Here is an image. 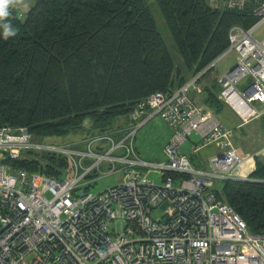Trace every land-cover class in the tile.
Listing matches in <instances>:
<instances>
[{"label":"built area","instance_id":"1","mask_svg":"<svg viewBox=\"0 0 264 264\" xmlns=\"http://www.w3.org/2000/svg\"><path fill=\"white\" fill-rule=\"evenodd\" d=\"M206 1L220 9L257 3L258 20L250 27L233 24L228 48L209 65L237 52L220 79L218 97L243 125L264 114V34L255 35L264 21V0ZM202 73L171 93L159 90L139 99L130 114L133 125L91 134L76 145H44L25 126H0V264H264V233L252 232L215 190L222 181L250 180L264 149L246 152L234 143L233 127L192 98ZM247 76L252 82L239 88ZM156 115L171 136L165 159L149 160L140 156L136 134ZM193 132L201 139L192 152L210 143L218 147L209 168L194 167L182 150ZM28 149L64 153L72 174L57 179L16 169L12 160ZM151 170L161 182L148 177ZM116 172L123 173L117 184L88 190L97 178ZM157 209L161 213L154 216Z\"/></svg>","mask_w":264,"mask_h":264},{"label":"trees","instance_id":"2","mask_svg":"<svg viewBox=\"0 0 264 264\" xmlns=\"http://www.w3.org/2000/svg\"><path fill=\"white\" fill-rule=\"evenodd\" d=\"M156 1L181 65L147 0H35L26 14L19 12L17 0L5 4L9 15L0 16V126H25L32 140L41 143L72 131L90 136L131 126L139 99L159 90L171 93L202 71L206 76L228 48L231 26L250 27L258 20L249 5L220 9L206 0ZM5 22L15 28L14 36L4 38ZM218 92L210 88L207 93L213 112L226 105ZM123 118L124 125H117ZM11 164L57 179L73 171L67 155L47 149L25 150ZM255 166L248 175L255 180L222 181L224 190H215L252 232L264 233V162L256 157Z\"/></svg>","mask_w":264,"mask_h":264},{"label":"rangeland","instance_id":"3","mask_svg":"<svg viewBox=\"0 0 264 264\" xmlns=\"http://www.w3.org/2000/svg\"><path fill=\"white\" fill-rule=\"evenodd\" d=\"M17 1L20 2V3H18V5L20 7L19 12L24 13V14H26L28 9L31 6H33L35 3V0H17ZM147 2H148V6H150V8H151V11H152V14H153L155 20H156L157 27L160 30L162 36L164 37V40L167 42L168 48L170 49V52H172V55L174 57L175 62L178 65H181L182 63H181L180 52H178V49H177L176 44H175V40H173L171 33H170V30L167 28L165 19L163 18L162 14H161V10L157 4V1L156 0H147ZM1 4H2V1H1ZM248 5L251 7V9L253 11L256 8L257 3H255L254 1H249ZM2 6H4V5L2 4ZM263 34H264V21L255 30L256 36L260 37ZM236 58H237V52L235 50L229 51L227 55L219 58L217 60V62H214V68L212 69L213 72H215V73L226 72L235 63ZM208 73L211 76L214 75L211 71H208ZM190 76H192V75H190ZM206 76H207V74H206ZM206 76H204V74H203L196 81L195 89H193V92H192V94H194L195 101L202 108H203V104H202L203 100L201 101V99L198 98L197 89L200 87L199 83L204 78H206ZM251 82H252V77L247 76L246 78L242 79L241 82L238 84L239 88H244V86H246L247 84H249ZM220 87L221 86H219V88ZM214 90L218 91L219 89H216V87H214ZM206 97H208V94H206ZM225 110H228V109L226 108ZM225 110H224V113L227 112ZM214 113H215L218 120L221 119L228 124L231 123L228 120L229 118L224 116L225 114L222 111L214 112ZM260 119H262V120L258 121L255 119L254 121L246 123L242 127H239V128L237 127L235 129L236 134L234 136V142L237 139V143H240L241 145H246L247 148L254 149V150L255 149L260 150V148L264 149V116L261 117ZM125 121H126V119H124V118L119 119V121H117V123H118L117 125H124ZM85 125L90 127L91 121L87 119L85 121ZM168 132H170L168 125L163 123V120H162V118H160L159 115H156L152 120H150L148 122V124L141 127L136 134L137 135L136 136V138H137L136 139V147L138 148V151L140 152L141 156H143L144 158L149 159V160L156 159L155 157L157 155H160L163 151V147H164L163 142L164 141H162V139L164 137H168ZM87 135L88 134H86L85 132H82V130H80L79 132L78 131H72V132L68 133V135H64V136H57V135L56 136H50V137L46 138V141L42 144H44V145L45 144L76 145L81 140H84L87 137ZM197 136H198L197 133H194V132L190 135V137L185 141V143L182 146V150H184L183 152H185L186 150L189 149L190 142H192V140L196 141ZM259 159L262 162H264V153L259 154L258 161H259ZM122 174H123L122 172H116V173H110V174L102 175L101 177L97 178V180L95 182H93V186H89L88 190L92 191V192L105 190V188L117 184V182L122 177ZM147 175L150 179L155 178L156 181L161 182V178L156 175L154 170L148 171ZM252 178H250V179H252ZM225 185L226 184H224V183H222V184L218 183V187L221 191L224 190ZM234 185L235 184L230 185V186H234ZM224 196H225V194H224ZM160 213H161V210L157 209V210H154L153 215L158 216V215H160ZM119 227H120V224L117 225V228H119ZM115 229H116V223L112 222L111 230H112L113 235L116 234Z\"/></svg>","mask_w":264,"mask_h":264},{"label":"crops","instance_id":"4","mask_svg":"<svg viewBox=\"0 0 264 264\" xmlns=\"http://www.w3.org/2000/svg\"><path fill=\"white\" fill-rule=\"evenodd\" d=\"M237 57H238V55H237ZM236 60H237V58H236ZM236 63V62H235ZM234 63V64H235ZM233 64V65H234ZM232 65V66H233ZM214 68V67H213ZM228 71V70H227ZM211 72L214 74L213 76H211L209 73H207V76H206V78H204L200 83H199V88L197 89V91H198V98L199 99H201V101H202V104H203V108L204 109H210V110H214V109H211L208 105H207V103H206V100H207V98L208 97H206V94L208 93V91H209V89L210 88H212V89H214V87H216V89H219V91H220V89H221V83H220V79H221V77L224 75V73L225 72H222V73H215V72H213V70H211ZM211 86V87H210ZM219 86H221L220 88H219ZM195 89V88H194ZM192 92H193V90H192ZM192 92H191V96H192V98H194V94H192ZM194 100H195V98H194ZM226 104V103H225ZM228 109V110H225V109ZM224 110L225 111H227L226 113H224ZM225 115L224 116H226L227 118H229L228 120L231 122V123H226L225 121H223V120H221V121H223V123L225 122L226 124V126H228V127H233V129H234V132H235V134H236V128L238 127H242L243 125H245V124H243V125H241V123H242V120H240V117L238 116V114L236 113V111L234 110V109H232L231 108V106H229V105H223V107H222V110H221ZM264 116V114H262V115H260V116H258V117H254L253 119H251V121H254L255 119L256 120H258V121H261L262 119H260L261 117H263ZM150 120H152V119H150ZM149 120V121H150ZM163 120V119H162ZM148 121V122H149ZM250 121V122H251ZM148 122H146V124H148ZM163 123L164 124H167V123H165L164 121H163ZM247 123H249V122H247ZM145 124V125H146ZM197 139H196V141L195 140H192V142H190V144H189V149L188 150H186L185 151V153L186 152H188L189 154H190V156H191V161H192V164H193V166L194 167H196V168H209L208 167V163H209V158H210V155H212V154H214V153H216L217 151H218V147H217V145L216 144H214V143H210L208 146H206V147H203V148H201V149H199V150H197V152H192V150H193V146L195 145V144H197L199 141H200V139H201V136H200V134H198L197 133ZM170 136H171V131L170 132H168V137H164L163 139H162V141H164L163 142V151H162V153L160 154V155H157L155 158L156 159H153V160H162V159H165V152H164V148H165V144L168 142V140H169V138H170ZM137 139V138H136ZM236 142V143H235ZM235 144H237V145H239V146H241V147H243V149H245V151L246 152H249V153H253V152H255V151H257V149H250V148H247L246 147V145H241L240 143H237V139L235 140ZM136 143V142H135ZM261 149V148H260ZM137 150H138V148H137ZM184 151V150H183ZM139 152V151H138ZM264 153V152H263ZM139 154H140V152H139ZM140 156H141V154H140ZM258 156L259 155H257V158H258ZM143 157V156H142ZM260 160V159H259ZM261 161V160H260ZM241 169H244V167L243 168H241ZM242 171H244V170H242Z\"/></svg>","mask_w":264,"mask_h":264},{"label":"clouds","instance_id":"5","mask_svg":"<svg viewBox=\"0 0 264 264\" xmlns=\"http://www.w3.org/2000/svg\"><path fill=\"white\" fill-rule=\"evenodd\" d=\"M8 15H9V13L7 11V6L4 5L3 7H0V16H8ZM2 27H3V33L2 34H3L4 38H8L10 36L15 35L16 30L11 25L10 22H5Z\"/></svg>","mask_w":264,"mask_h":264}]
</instances>
